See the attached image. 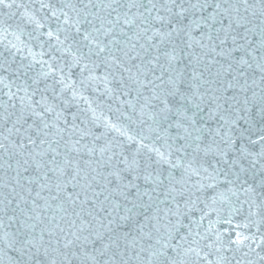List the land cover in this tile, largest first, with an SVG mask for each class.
I'll return each mask as SVG.
<instances>
[{
  "label": "snow or ice",
  "instance_id": "1",
  "mask_svg": "<svg viewBox=\"0 0 264 264\" xmlns=\"http://www.w3.org/2000/svg\"><path fill=\"white\" fill-rule=\"evenodd\" d=\"M33 2L55 44L12 43L28 55L0 80V264L264 261V238L185 223L219 204L264 225V0ZM29 7L0 0L43 28Z\"/></svg>",
  "mask_w": 264,
  "mask_h": 264
},
{
  "label": "water",
  "instance_id": "2",
  "mask_svg": "<svg viewBox=\"0 0 264 264\" xmlns=\"http://www.w3.org/2000/svg\"><path fill=\"white\" fill-rule=\"evenodd\" d=\"M22 2L30 5L28 9L29 15H33L35 19L40 20L41 23L44 24V27L39 30H35V24L28 23L26 19L21 20L19 14L14 18L9 19L7 15L8 9L0 10V21H8L7 24L0 23V65H3L4 67L11 65L8 71H4L3 68L0 67V80H3L4 83H11V81L15 79V76L12 73V68L16 67L21 62L22 56L28 55L27 48L31 49L32 54L35 55L38 60L43 59L49 60V62H51L49 55H44L43 57H41L40 54L42 52L48 53L50 51L49 44H55V39L48 41L46 33L50 28L52 30H55L57 24L54 20L51 23L48 22L45 17L46 15H50V13H48L47 9L41 10L39 3H34L33 0H22ZM46 2H48V0H46ZM50 2L57 8H59L61 7L63 0H50ZM20 11L23 12L24 9L22 8ZM17 24H19V27H17ZM8 25H11V27H8ZM5 28H7V31L4 30ZM28 33H32L33 37L30 38L28 36ZM41 33H45V35H41ZM35 37H39V39H36ZM61 39H63V33L61 34ZM21 41H23L27 48L23 52L16 53V64H13L12 53L15 52V49H11V51H9L10 46L12 43L19 45ZM41 45H43V47H41ZM57 56L59 57L58 53ZM28 59H32V56H29ZM24 63H27V61H24ZM39 68L40 65L37 64L36 69L39 70ZM74 72L75 76L73 78L78 79L79 69H74ZM17 83H19V81H17ZM7 91L8 89L5 88L3 84H0V99L7 100L8 97L7 95H5ZM101 91H103L102 86L96 91L89 89L85 92V95L88 96L91 100H97ZM93 106L95 107V105ZM81 107L84 108L87 106L84 103H81ZM73 111H75V109H73ZM100 111H103L106 116L110 115V113H108L107 111L106 106H102L101 109L97 110L98 113ZM104 131L105 129L101 125L96 134L101 135ZM113 137H116V133L114 132L110 133L109 139ZM103 142V140L100 141V143ZM221 190H223V186H221ZM214 207H216L218 211H209L208 209H204L205 212H208V215L204 216L203 220H201L202 212L200 209L203 208V205H200V208L196 209L192 214H190V219L185 220V223L188 224L191 221L199 222L200 226L198 230L201 232L211 226L212 233L210 239L214 240L216 235L220 234L223 237L225 245L228 244L229 239L234 240L236 238L237 232L242 233L244 236L255 237L257 243H259L261 238H264V236H262V234H264V225H261L260 230L257 231L256 225L252 223V221L258 219V217L249 218L247 211H244L241 213L232 214L231 223H228L227 220L229 219V212L227 211V206L217 204ZM246 224L250 226L244 227V225ZM192 227L196 229L197 225L195 223H192ZM248 243H251V241H245V244ZM230 247L234 250L237 246L233 244ZM253 247L255 248V245H253ZM261 248H264V245H261ZM261 248H256V251L260 252L261 255H264V251H261ZM247 251V247H241V251L236 252L235 255L242 256V254ZM225 254L231 257L233 255V252L228 251ZM210 259H215V257H210ZM251 259L253 261V264H264V261H259L254 253L251 254ZM243 264H247V262L243 261Z\"/></svg>",
  "mask_w": 264,
  "mask_h": 264
}]
</instances>
